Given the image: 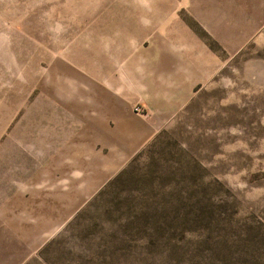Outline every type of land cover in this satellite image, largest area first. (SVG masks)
Wrapping results in <instances>:
<instances>
[{"label": "rangeland", "instance_id": "obj_1", "mask_svg": "<svg viewBox=\"0 0 264 264\" xmlns=\"http://www.w3.org/2000/svg\"><path fill=\"white\" fill-rule=\"evenodd\" d=\"M0 264H264V0H0Z\"/></svg>", "mask_w": 264, "mask_h": 264}, {"label": "crops", "instance_id": "obj_2", "mask_svg": "<svg viewBox=\"0 0 264 264\" xmlns=\"http://www.w3.org/2000/svg\"><path fill=\"white\" fill-rule=\"evenodd\" d=\"M194 86L193 83H190L185 92L176 95L179 99L177 106L184 104L185 98L190 96V91L194 89ZM166 96L173 98L169 95L160 98ZM141 101L149 107L148 111L151 116L136 114L133 109H99V112L105 115L104 126L107 135L110 132L111 140L109 141L106 137V141L103 143L107 164L94 191L118 174L153 139L161 128L162 121L170 119L178 111L177 106L176 109H171L169 104V109H161L164 103L155 101L148 96L144 100L138 98L137 102Z\"/></svg>", "mask_w": 264, "mask_h": 264}, {"label": "built area", "instance_id": "obj_3", "mask_svg": "<svg viewBox=\"0 0 264 264\" xmlns=\"http://www.w3.org/2000/svg\"><path fill=\"white\" fill-rule=\"evenodd\" d=\"M140 109H136V111H139Z\"/></svg>", "mask_w": 264, "mask_h": 264}]
</instances>
